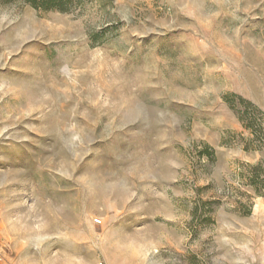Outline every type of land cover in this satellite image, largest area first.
<instances>
[{
  "label": "rangeland",
  "instance_id": "obj_1",
  "mask_svg": "<svg viewBox=\"0 0 264 264\" xmlns=\"http://www.w3.org/2000/svg\"><path fill=\"white\" fill-rule=\"evenodd\" d=\"M0 264H264V0H0Z\"/></svg>",
  "mask_w": 264,
  "mask_h": 264
}]
</instances>
